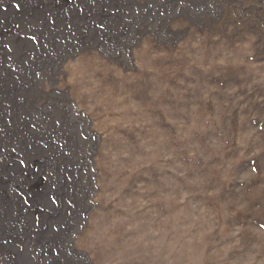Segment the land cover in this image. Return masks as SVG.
<instances>
[{
	"label": "rangeland",
	"instance_id": "obj_1",
	"mask_svg": "<svg viewBox=\"0 0 264 264\" xmlns=\"http://www.w3.org/2000/svg\"><path fill=\"white\" fill-rule=\"evenodd\" d=\"M0 29V264H264V0H0Z\"/></svg>",
	"mask_w": 264,
	"mask_h": 264
},
{
	"label": "flooded vegetation",
	"instance_id": "obj_2",
	"mask_svg": "<svg viewBox=\"0 0 264 264\" xmlns=\"http://www.w3.org/2000/svg\"><path fill=\"white\" fill-rule=\"evenodd\" d=\"M124 1V0H123ZM122 4H123V2H122ZM122 9H123V7L121 6V7H119L118 9H114L113 11H111V13L112 14H110V15H108V17H106L105 19H102V18H100V21H101V23H94V29H98L97 28V25H101V24H104V23H113L112 21H113V18L114 17H118L119 16V14H120V12L122 11ZM91 28V27H90ZM100 29H98L97 31H99ZM50 133L49 134H47V135H44V137L45 138H43V139H45V146L47 147V146H49V144L50 143H56V142H61L60 141V138H63V135H62V133H60L59 132V129H57V127H56V125L54 124V125H51V127H50V131H49ZM56 149H57V152H53V153H51L50 152V154H51V158H53L54 159V162L55 163H59V162H62L61 160H63V159H61V158H57L59 155H60V153L62 152L61 150H59V148L58 147H56ZM59 165L57 164V167H58ZM58 168H60V166L58 167ZM55 173V175L57 176V173H58V175L61 177V182H60V186H61V188H63V185H64V176H68V178H70L71 179V175H69L68 173H66L65 171H64V169L61 167L60 168V170H58L57 172H54ZM55 175L53 176V179L54 180H56L55 178ZM68 189L66 190V191H68L69 190V186L67 187ZM61 192H63L62 190H61ZM68 194H69V191L67 192ZM67 194V195H68ZM66 195V196H67ZM67 211V210H66ZM67 213V212H66ZM68 214V213H67ZM67 218H68V216H67ZM67 218H66V220H67ZM67 221H65V223H66ZM65 223L64 224H62V225H60L59 227H57L58 229H62L63 227H64V225H65ZM46 241H47V239H46ZM51 249L52 251V255L49 257V259L47 260V261H44V264H52V259L55 257V255H56V253H57V251H58V247L56 246V244L54 243V242H51L50 241V243H47V242H45V245H44V247H43V250L45 251V249Z\"/></svg>",
	"mask_w": 264,
	"mask_h": 264
},
{
	"label": "bare ground",
	"instance_id": "obj_3",
	"mask_svg": "<svg viewBox=\"0 0 264 264\" xmlns=\"http://www.w3.org/2000/svg\"><path fill=\"white\" fill-rule=\"evenodd\" d=\"M10 32V30L8 29V31L7 30H1L0 29V35H5V34H8Z\"/></svg>",
	"mask_w": 264,
	"mask_h": 264
}]
</instances>
